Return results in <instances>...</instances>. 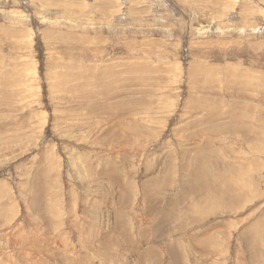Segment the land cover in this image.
Instances as JSON below:
<instances>
[{"label": "rangeland", "instance_id": "obj_1", "mask_svg": "<svg viewBox=\"0 0 264 264\" xmlns=\"http://www.w3.org/2000/svg\"><path fill=\"white\" fill-rule=\"evenodd\" d=\"M0 264H264V0H0Z\"/></svg>", "mask_w": 264, "mask_h": 264}, {"label": "bare ground", "instance_id": "obj_2", "mask_svg": "<svg viewBox=\"0 0 264 264\" xmlns=\"http://www.w3.org/2000/svg\"><path fill=\"white\" fill-rule=\"evenodd\" d=\"M212 28V27H211ZM214 61V60H213ZM201 75V74H200ZM231 78V77H230ZM233 83H235V82H233ZM196 94V93H195ZM263 146V145H262ZM258 159H259V157H258ZM257 165V164H256ZM169 248V247H168Z\"/></svg>", "mask_w": 264, "mask_h": 264}]
</instances>
